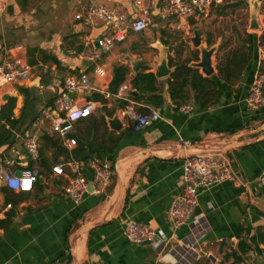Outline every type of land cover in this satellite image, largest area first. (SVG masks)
<instances>
[{"label":"crops","instance_id":"0c3cea01","mask_svg":"<svg viewBox=\"0 0 264 264\" xmlns=\"http://www.w3.org/2000/svg\"><path fill=\"white\" fill-rule=\"evenodd\" d=\"M88 5L116 9L130 19L144 16L150 23L146 31L131 35L103 55L104 77L95 76L90 62L79 57L84 49L97 47L95 40L105 32L101 24L89 28L74 19ZM220 6L211 8L204 18L180 20L162 17L161 0H0V52L23 46L33 77L30 86H2L1 98L10 95L15 103L11 137L0 147V160L12 158L14 165L10 170L15 175L25 169L38 174L30 192L10 191L0 184V222H5L0 226V264H206L210 257L215 264H260L259 259L264 262V191L256 184L264 171V106L251 111L244 102L258 67L259 51L264 47L259 39L264 23L257 15V28L250 26L253 33L249 34V40L238 41L240 48L249 50V61L240 81L227 84L216 69L219 40L211 42L202 29L190 33L193 26H200ZM195 33L200 39L198 48L192 43ZM140 36L146 41L141 42ZM208 40L211 45H207ZM156 44L160 49L172 48L166 55L171 66L190 61L189 66L197 68L203 77L206 76L202 69L195 67L200 59L181 58L180 48L185 47L194 57L196 49H200L198 57L201 48L213 50L210 59L213 73L206 78L218 82L220 100L214 106L200 109L191 93L187 101L176 104L169 96V77H155L162 105L154 108L132 101L136 110L153 109L160 119L140 132L132 131L126 124H122L121 131H112L107 120L122 107V102L103 96L109 92L113 69L117 66L128 69L121 85H132L131 80L140 72L154 74L151 64L158 61L159 51L153 50ZM133 61L140 62L136 74L131 67ZM82 73L87 74L96 89L84 97L95 104V110L89 118L75 124L77 143L68 149L58 136L49 132L47 125L36 128L34 120L37 112L51 105L61 93L67 76ZM93 95L98 98L91 99ZM5 103L1 101L0 108ZM183 104L190 105L192 111H180ZM100 117H104L105 127L98 122L91 129L90 120ZM0 125L9 129L5 121ZM44 135L60 142L69 152L67 160L58 156L55 162L54 149L42 151ZM30 136L39 138V154L43 152L51 169L76 160L71 151L83 147L88 156L86 161L98 159L110 167L112 174L107 186L99 193L91 192L74 207L64 195L67 180L54 176L52 171L46 173L39 157L36 160L28 157L21 138ZM114 140L117 143L111 144ZM181 141L191 144V152L234 145L225 155L245 184L224 182L200 192L194 211L201 223L197 253L188 240L191 226L173 229L166 216L181 192L184 154ZM83 175L88 183H93L91 170H84ZM130 222L162 231L164 244L130 243L124 236Z\"/></svg>","mask_w":264,"mask_h":264},{"label":"built area","instance_id":"2783aa9c","mask_svg":"<svg viewBox=\"0 0 264 264\" xmlns=\"http://www.w3.org/2000/svg\"><path fill=\"white\" fill-rule=\"evenodd\" d=\"M223 3L224 0H161L160 12L163 18L199 19L206 17L211 8ZM74 19L85 27L92 28L98 24L104 27L105 32L102 37L95 40L97 47L84 49L79 54L81 59L90 62L91 71L97 77H104L106 73L101 63L103 55L111 52L131 35L146 31L150 24L144 16L130 19L118 10L102 5L82 7L74 15ZM32 81V67L24 57L23 46L16 45L0 52V92L4 85L24 87L30 86ZM94 92L96 89L90 84L87 74L67 76L61 93L53 99L51 105L43 107L37 112L34 126L41 128L47 125L49 132L60 138L62 146L68 149L73 148L77 143L74 138L75 124L89 118L95 110V104L85 100L84 97L87 93ZM134 92L136 89L125 83L118 88L115 95L105 92L103 96L109 101L117 100L127 103L117 111L118 118L132 131L140 132L152 122L158 121L160 116L153 109H148L146 112L136 110V103L132 101ZM244 102L251 111H257L264 106V47L259 51L258 67L248 87ZM180 111L190 113L192 108L190 105L183 104L180 106ZM21 140L28 157L36 160L39 157V138L30 136L22 137ZM180 145L184 152L181 166V192L171 203L167 217L173 229L185 225L191 226V235L188 240H190L192 250L197 253L200 252L197 241L201 237L199 230L201 223L198 217L194 216V211L200 192L212 189L224 182H230L235 186L245 184L234 172L225 152L204 149H195L191 152L193 147L189 142L181 141ZM13 165L12 158L5 157L0 160L1 186L14 192H30L33 189V184L38 180V174L32 169H25L20 173V176H17L10 170ZM86 169L91 170L93 175L92 192L99 193L101 188L107 186L112 172L108 165L102 164L98 159L70 160L63 164H57L51 169L54 176L67 180L64 195L74 207L79 206L90 194L88 180L83 175V171ZM12 182H15V187L12 186ZM256 184L264 191V171L256 180ZM94 185L97 186V189ZM7 207L10 208V205ZM124 236L135 245L158 246L164 244L166 240L162 231L152 230L133 222L127 225Z\"/></svg>","mask_w":264,"mask_h":264},{"label":"trees","instance_id":"16d2710c","mask_svg":"<svg viewBox=\"0 0 264 264\" xmlns=\"http://www.w3.org/2000/svg\"><path fill=\"white\" fill-rule=\"evenodd\" d=\"M237 2H242L239 0ZM260 44L264 45V32L260 36ZM247 39L245 42H247ZM207 45H211L210 41H207ZM249 50L244 51L243 48L238 50L230 51L221 60H218L216 69L218 71V76L225 81L227 84L233 85L234 83L240 81L241 73L246 69L249 61ZM195 61H198L196 56ZM190 61L172 65L168 61L170 68H173V72L168 79V92L172 102L176 104L183 103L191 97L196 105L200 109H206L208 107L214 106L218 103L221 98V91L218 87V82L213 81L210 78L203 77L197 68L189 66ZM128 74V69L124 66H117L113 69V79L109 87V92L115 95L118 91L119 86L126 80ZM156 78L153 73H138L131 80L132 87L140 92V95L133 96L132 100L136 102H142L146 106L157 108L162 105V96L159 94V89L156 85ZM19 92H23V89H18ZM97 95H93L91 99L96 100ZM15 100L13 98L9 99L0 108V122L5 121L9 125V129H6L5 125H0V147L6 143L11 137V130L13 129L14 121L12 119V109L14 107ZM126 105L122 102V107ZM140 111L146 112V109H141ZM100 123L105 127L104 117L99 119L95 118L90 120L89 124L91 129H95L97 123ZM44 142L45 151L49 148L54 149V161L57 162L58 156H63L64 159H68L69 152L64 149L60 142L54 137L44 135L42 137ZM117 141H111V144H116ZM39 154L40 166L46 173L51 171V165L47 159L43 157V152ZM71 155L77 161H86L88 156H85L83 147L77 146L71 151ZM43 175V173H42ZM3 192H7L3 189ZM5 222H0V226L4 225Z\"/></svg>","mask_w":264,"mask_h":264},{"label":"rangeland","instance_id":"374dc122","mask_svg":"<svg viewBox=\"0 0 264 264\" xmlns=\"http://www.w3.org/2000/svg\"><path fill=\"white\" fill-rule=\"evenodd\" d=\"M259 3L256 4L253 1H242L236 2L234 0H226L220 7L213 9L211 14L200 23V26H193L190 33L191 35L195 31H204V34H208L209 40L211 42H220V50L218 54L216 53V60L222 59L230 51L240 49L238 41H246L250 33H253L250 29V23L252 18L257 15L261 16V19L264 23V0H258ZM200 27V28H199ZM264 32V28L262 33ZM262 35V34H261ZM205 39V37H204ZM140 41H146L145 37L140 36ZM147 46V44H145ZM156 47V48H155ZM153 48L158 52V61L151 64V68H154L160 62V56L162 52L168 53L167 48H159V45L156 44ZM158 47V48H157ZM209 48V47H208ZM145 51L150 50L144 49ZM181 58L183 59H194L198 57L200 49H196L195 57L192 55L191 51L185 47L180 48ZM144 54V51H143ZM200 57H198V60ZM181 61V59H180ZM218 62H216L217 65ZM206 264H213L209 259Z\"/></svg>","mask_w":264,"mask_h":264},{"label":"water","instance_id":"95a60500","mask_svg":"<svg viewBox=\"0 0 264 264\" xmlns=\"http://www.w3.org/2000/svg\"><path fill=\"white\" fill-rule=\"evenodd\" d=\"M250 26H251V28H254V27L257 28L255 16L252 18ZM192 43H193L194 47H196V48L199 47L200 39H199V35L197 33H195V37H194ZM167 51H172V48L169 47L167 49ZM212 54H213V50L207 51V50H205V48H201L200 62L195 65V67L202 69V73L206 77H209L213 73V69L211 67V61H210ZM131 67H132L133 74H136L140 69V62L139 61H133L131 63ZM153 69H154V75L158 79L169 77L174 70L173 68L169 67V65L167 63L165 52H162V54L160 56V62L157 65H155ZM137 94H138V92L132 93L133 96H137ZM72 96H74V95H72ZM10 97H11L10 95H4L1 98V101L3 103H5L10 99ZM107 124H108L109 128L115 132H119L123 129L122 123L120 122V120L118 118L117 112L114 113V115L107 120ZM232 147H234V145L224 146V147L212 149L210 151L226 152L229 149H231ZM17 176H20V174H17ZM92 190H93V183L90 182L89 183V193H91ZM209 259L212 261L213 264H215V262H216L215 259H213L212 257H210ZM259 260H260V264H264V262L261 261V259H259Z\"/></svg>","mask_w":264,"mask_h":264},{"label":"clouds","instance_id":"9594fccd","mask_svg":"<svg viewBox=\"0 0 264 264\" xmlns=\"http://www.w3.org/2000/svg\"><path fill=\"white\" fill-rule=\"evenodd\" d=\"M12 186L15 187V182H12Z\"/></svg>","mask_w":264,"mask_h":264}]
</instances>
